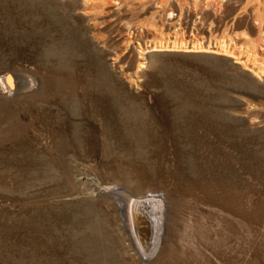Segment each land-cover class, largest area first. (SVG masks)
I'll use <instances>...</instances> for the list:
<instances>
[{
  "label": "rangeland",
  "instance_id": "1",
  "mask_svg": "<svg viewBox=\"0 0 264 264\" xmlns=\"http://www.w3.org/2000/svg\"><path fill=\"white\" fill-rule=\"evenodd\" d=\"M263 39L264 0H0V264H264Z\"/></svg>",
  "mask_w": 264,
  "mask_h": 264
},
{
  "label": "bare ground",
  "instance_id": "2",
  "mask_svg": "<svg viewBox=\"0 0 264 264\" xmlns=\"http://www.w3.org/2000/svg\"><path fill=\"white\" fill-rule=\"evenodd\" d=\"M264 40V39H263ZM224 42V41H223ZM260 42V41H259ZM233 43V42H232ZM254 43V42H253ZM263 43V42H262ZM222 44V43H221ZM228 44V43H227ZM175 45V44H174ZM190 45V44H189ZM192 45V44H191ZM185 46L184 45V48H182L183 46H178L179 48H182L181 50L182 51H185V52H208V53H212V54H216V55H223V56H227V57H229V58H235L236 60H235V62L236 63H241L242 61H240V59H239V57H238V55L237 54H235V53H233L232 51H230V49L229 50H225V49H218V44L216 45V46H218L217 48H212L211 47V45H210V47H203V46H200L199 44L198 45H192V46ZM202 45V44H201ZM204 45V44H203ZM261 45V44H260ZM161 46V45H160ZM172 46V45H171ZM176 46V45H175ZM207 46V45H206ZM208 46H209V44H208ZM222 46H224L223 44H222ZM221 46V47H222ZM231 46V45H230ZM230 46H228V48H230ZM254 46H255V44H254ZM169 46H165L164 45V48H163V46H161V47H157L156 45H154L151 49L149 48V49H147L146 47H144V48H141V46H140V48H139V57L140 58H145V57H143V56H145L147 53H149V52H151V51H159V50H163V49H165V50H175V49H173V48H168ZM257 47V46H256ZM175 48V47H174ZM177 48V47H176ZM178 48V49H179ZM227 49V48H226ZM262 49V48H261ZM232 50V49H231ZM257 50V49H256ZM240 52V51H239ZM237 53H238V51H237ZM243 54V53H242ZM241 55V54H240ZM250 58H251V56H250ZM263 60H264V58H262ZM257 60H258V58H257ZM246 61H248V60H246ZM262 61V60H261ZM243 62H244V60H243ZM242 62V63H243ZM143 63L144 62H139V66L140 67H144V65H143ZM245 63V62H244ZM248 63V62H247ZM246 63V64H247ZM246 64H245V66H246ZM256 64H258V63H256ZM247 65H249V64H247ZM254 67V66H253ZM250 68V67H249ZM258 68L259 69H261L262 71H264V65L262 64V65H260V63L258 64ZM257 69V68H256ZM251 69H249V71H250ZM258 70V69H257ZM251 72H252V70H251ZM254 72V71H253ZM252 72V73H253ZM261 72V71H260ZM258 73H259V71H258ZM254 74V73H253ZM257 74V73H256ZM261 74V73H260ZM264 74V73H263ZM258 76H260V75H258ZM0 85H1V87L4 89V90H6V89H8V91L10 90V88L12 87V83H11V78L7 75V76H5L4 78H1L0 79ZM14 85V84H13ZM110 189V188H109ZM112 190V193L115 195V198H114V200H115V202L117 203V206H118V208H119V211L121 212V217H122V222H123V224H122V226H123V228H124V230H125V237H126V241L128 242V246L131 248V249H135L136 250V252L142 257V254L144 255V257L143 258H145V256H146V254L145 253H143L142 252V254L139 252V249H138V243H137V241H136V238L134 237V235H133V230H132V220H131V214H129L128 212H127V210H126V207L122 204V202H121V200H120V198H118V195H119V193H120V190L118 191V189H111ZM108 192V191H107ZM147 196H158L157 194H149V195H147ZM115 203V204H116ZM125 203V202H124ZM163 215V212H161V213H159L156 217V221L155 222H151V220H149L150 222H148V224H147V227L149 226V225H154L155 227H154V229L156 230V232H155V235H154V237H151V239H152V241H151V243H149V247H147L146 249H147V251H154L155 252V250L157 249V247H158V245H159V239L161 238L160 236H161V234H162V232H161V230H162V228H163V220H164V216H162ZM152 217V216H151ZM150 218V217H149ZM152 223V224H151ZM146 230V235H149V233H150V230L148 229V228H146L145 229ZM130 249V250H131ZM147 259V258H146Z\"/></svg>",
  "mask_w": 264,
  "mask_h": 264
},
{
  "label": "water",
  "instance_id": "3",
  "mask_svg": "<svg viewBox=\"0 0 264 264\" xmlns=\"http://www.w3.org/2000/svg\"><path fill=\"white\" fill-rule=\"evenodd\" d=\"M10 78L12 83L13 78L11 74ZM125 204L127 212L131 214L133 235L138 243L139 252L141 254L142 252L145 253V258L149 259L155 253L154 251H147V247H149L148 245L152 241L151 237H154L156 230L154 229V225H149L147 227V224L150 222L149 220H151L152 223L156 221V216L163 210L164 201L160 196L146 195L134 199L128 198ZM146 228L150 230L149 235H146ZM142 257H144L143 254Z\"/></svg>",
  "mask_w": 264,
  "mask_h": 264
}]
</instances>
